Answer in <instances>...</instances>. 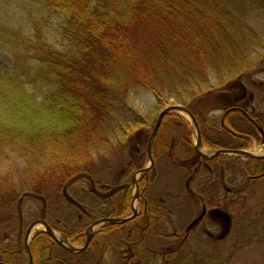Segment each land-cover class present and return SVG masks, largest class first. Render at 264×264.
I'll return each mask as SVG.
<instances>
[{
  "label": "trees",
  "instance_id": "1",
  "mask_svg": "<svg viewBox=\"0 0 264 264\" xmlns=\"http://www.w3.org/2000/svg\"><path fill=\"white\" fill-rule=\"evenodd\" d=\"M34 1L39 17L31 20L29 33L24 35L20 27L0 20V47L8 53L6 63H0V217L6 214L11 221L19 219L25 198H47L46 182L68 204L66 189L77 179H92V162L115 146L126 151L133 137L134 154L146 156L144 143L153 112L168 104L185 106L198 124L203 144L220 148L205 139L210 131L220 133L221 139L225 135L223 129L209 127L215 118L209 112L225 108L227 96L242 94L254 85V69L264 71V36L247 19L251 11L264 9V0ZM55 19L58 23L52 29ZM47 31L56 37L55 42L47 39ZM135 88L153 94L149 112L129 104ZM250 115L264 130L262 114ZM191 132L183 115L166 114L152 142L154 163L161 155L181 167L188 166L191 156L201 159ZM250 137L258 141L253 134ZM233 142L234 148L251 145V140ZM216 159L240 161L239 156L220 155L212 161ZM263 162L264 158H252L242 163L249 173L262 176ZM188 175L197 179V169H189ZM144 180L142 176L140 186ZM83 190L84 195L89 193L86 186ZM127 200L124 197L123 203ZM140 205L136 218L105 225L134 227L139 219H149L138 246L154 223L151 209L155 207L149 200H141ZM154 209L159 222L164 209L157 205ZM45 210L41 208L40 218L56 228ZM109 215L121 216V212ZM83 219L88 220L85 210L75 225L62 224L59 230L66 240H83ZM24 227H15L11 246L0 244V264H18L15 255H24L18 233ZM3 239L4 235L0 243ZM185 240L171 248L167 258L179 256ZM93 243L94 239L88 246ZM52 245L56 244L47 233L34 235L30 250L41 257L35 264H52L47 258ZM61 250L59 264H76L70 256L77 253Z\"/></svg>",
  "mask_w": 264,
  "mask_h": 264
},
{
  "label": "rangeland",
  "instance_id": "2",
  "mask_svg": "<svg viewBox=\"0 0 264 264\" xmlns=\"http://www.w3.org/2000/svg\"><path fill=\"white\" fill-rule=\"evenodd\" d=\"M36 7L37 4L34 0H2L0 1V20L9 27H20L25 35L30 32L31 20L39 17ZM247 19L251 27L264 36V9L251 11L247 15ZM57 23V19L52 20L53 26L51 28H55ZM46 34L50 42L56 41L52 32L47 31ZM4 50L0 47V63L3 64L6 63L8 54ZM260 69H254L256 73L251 77V82L255 84L247 89V96L251 94L250 92L253 93V98L247 107L255 114H262L264 120V111L262 112L264 108V100H262L264 99V94H262L264 71ZM254 88L255 91H253ZM153 103V94L143 88H135L130 92L129 104L141 111L149 112V109H153ZM217 105L214 104L215 107H219ZM153 113L152 125L158 111ZM211 113L212 118L215 117L211 126L217 129L220 127L222 110L212 108L209 114ZM184 115L189 119L186 114ZM188 121L192 127L191 140L194 143L196 141V129L191 120ZM236 125L239 128L249 127L243 119L236 122ZM222 132L224 131L221 130ZM205 135L206 140L221 139L220 133L207 132ZM248 140H251V145L244 149L255 155L264 154V143H261L259 137L258 141L247 137L243 144H246ZM131 142L132 146L126 151L115 146L104 157H97L92 162V179H77L66 189L68 204L62 203L60 193L51 183L46 182L47 198L40 200L25 198L22 200L19 207L21 211L19 219L13 218L11 221L6 217V214L1 216L0 237L4 235V241L2 240L0 244L11 246L12 238L17 233L15 227L25 224V227L18 231L23 247L25 230L32 221L41 219L40 216L43 214L41 208L46 209V215L54 222L56 226L54 230L59 239H65L63 232L59 230L62 229V224L67 222L70 225H75L76 219H80L81 210H85L88 216L86 223L85 219L81 222V224H86V228L95 219L109 216L111 212H121L122 216L131 214L132 195L134 194L131 175L141 166L144 167L149 164L145 154L141 157L134 154L137 147L134 137ZM145 145L144 143V147ZM131 148L133 149L129 151ZM201 148L207 154L214 150V148H209L206 145ZM130 159L131 161H129ZM189 159L186 164L190 167H197L198 177L195 180H190L188 185H186L189 176L188 166L181 167L180 164H174L165 155L159 156L148 171V177L151 181L145 194L155 205L164 209L163 213H165L160 224H157L154 235H152L154 230L145 234L142 245L138 246L135 244V240L139 237L138 230L126 238L127 227H106L105 223H102L93 228V231H96L93 237V245L70 256L71 260L76 264H123V254L127 256L134 252L135 255L132 256L131 260H136L135 264H219L220 262L223 264H264V213H260V205L264 204V175L255 177L245 170V165L242 162L249 160V157L246 156H241L240 161L216 159L210 163L211 171L202 163L198 165V162L202 160L197 156H191ZM127 162H129L130 168L127 166ZM193 162L195 163L193 164ZM261 165L264 169V162ZM125 183L128 184L126 188L128 200L126 205L122 207L121 192L116 194H112V192L117 190L120 184ZM85 186L89 189L87 195H84L85 190L83 188L85 189ZM200 194L208 196L209 200L206 199V202L209 207L220 208L230 215L229 233L220 237L221 224L206 216L190 229L187 239L179 250V256L167 258L168 251L177 247L181 242L186 226L199 215L201 211ZM132 205L138 210L136 199ZM261 218H263L262 221ZM121 229H123L124 235L118 233ZM43 230L42 224H36L32 228L30 238ZM158 232L160 235H157ZM206 232H210L212 237H209ZM174 233L178 234L174 239H167V236H172ZM163 234L165 237L161 236ZM84 238L85 235L83 240ZM82 241L76 243L68 240V243L80 246ZM139 249L142 251L136 252ZM51 250L53 255H59L62 252L61 247L57 245ZM195 252L198 253L197 256ZM15 257L19 261L18 264H27L25 253L24 255L18 253ZM39 260V255L34 254V262Z\"/></svg>",
  "mask_w": 264,
  "mask_h": 264
},
{
  "label": "flooded vegetation",
  "instance_id": "3",
  "mask_svg": "<svg viewBox=\"0 0 264 264\" xmlns=\"http://www.w3.org/2000/svg\"><path fill=\"white\" fill-rule=\"evenodd\" d=\"M250 93L251 94L249 96H247V90L246 89H243L242 94L235 93L231 97L227 96V98L225 99V102H227L226 103V107L223 108V109H220V110H222V113L220 115V127H218L216 129V130L223 129V131L225 132V135L222 137V139H220V138H218V139H208L209 140V143L211 142V145H213V146L219 145L220 147H224V148H234L233 146H235L236 144L233 142V140H235V139L240 140V141L243 140V142H244V141H246V138L247 137H250V134H253L255 138H258L259 137L261 141L264 140V130H263V128L260 127L259 125H257L256 122L254 121V119H252V117L250 115V114H252V111H251V109H249L247 107V104L253 98V93L252 92H250ZM240 119L245 120L248 123L249 127L248 128H239V127H237L236 122H239ZM209 127L212 128V126H209ZM250 127L251 128L254 127L255 128L254 131H252V129ZM150 153H151V157H152V151L151 150H150ZM146 156L148 157L147 152H146ZM200 158H201L200 160H202V161L198 162V165H201V163H202L207 169H209L211 171V165H210V163L213 162L212 160L215 157H212L210 159H204L202 157H200ZM129 161H131V160H129ZM194 163L195 162H193V164ZM154 164L155 163H153V165ZM127 166L129 168L131 167L129 165V162H127ZM188 168L189 169L192 168V170L193 169L194 170L197 169L196 166L190 167V165L188 166ZM132 175H131V178H132ZM263 175H264V173L262 174V176ZM143 176H145V180L142 183V186L139 185V181H141L142 176L137 180L138 190H137V193H136V197H137V203H138V210H137L136 215L132 219L136 218L138 215L141 214V210L142 209H141L140 201L143 200L144 202H147V200H149L147 198V195L145 194V191H146V188L148 187V184L150 183L151 180L148 177V172L145 173V174H143ZM253 176H255V177L258 176L259 177V175H253ZM190 180H192L191 179V176H188L186 185H188V183H189ZM127 186H128V184H126V183L125 184H120V186L118 187V189L117 190H113V192H112V194H116L118 192H121V197H123V200H122V205L123 206L122 207H124V205H126L125 203H123V201H124V197L127 196V193H126ZM124 190H125V192H124ZM199 197L201 199V211H202L203 208L205 209V213H204L203 217L200 220H202L204 217L208 216L210 218H213V220L219 222L222 225L220 219H218L212 213V210L215 209V208H217V207H209L208 205H206V199L209 200L208 196L207 195L200 194ZM153 205L156 207V205L154 203H153ZM155 207H153L151 209L154 212V214L152 216L154 223L150 227V229H149L150 231H148L147 234H149L152 230H154V233L152 234V235H154L155 232H156L155 231V228H157V224H160V222H161V220L159 222L156 221L157 215L155 214L156 213L155 212V209H154ZM114 214H118V213H115L114 212ZM200 220H199V222H200ZM126 222H124V223H126ZM149 226H150L149 219H147V221H146V219H143V220L142 219H139L138 222L135 224L134 227L133 226L127 227L125 233L127 235H130L135 230H138L139 231V237H138L137 240H135L136 241L135 244L137 245V243H139L140 240H142L144 231ZM187 226L185 228V233H184V235L182 237V241H183V239L185 240V237H188L189 231H190V229L194 225L192 227H190V228H187ZM123 233H124V231H123V229H121L120 234L121 235H124ZM206 233H207V235L209 237H212V234L210 232H206ZM174 234L176 236L178 235L177 233H174ZM94 235L95 234H93L91 241L93 240ZM54 246H56V245H52L51 248H54ZM136 252H137V250H136ZM133 255H135L134 252H132L131 255H127V256L123 254V257H122L123 264H135L136 263L135 262L136 260L135 261H132L131 260V258H132ZM58 256L59 255H53L52 251L49 249V253L47 255V258H48V260L51 261L52 264H59L58 261H57V257ZM40 260H41V257H40Z\"/></svg>",
  "mask_w": 264,
  "mask_h": 264
},
{
  "label": "water",
  "instance_id": "4",
  "mask_svg": "<svg viewBox=\"0 0 264 264\" xmlns=\"http://www.w3.org/2000/svg\"><path fill=\"white\" fill-rule=\"evenodd\" d=\"M170 112H177V113H181V114H186L189 117V119L191 120V122L193 123V125L196 128V134H197L194 148H195V151L202 158L210 159L212 157H215V156L221 155V154L237 155V156L242 155V156H246V157H249V158H263L264 157V154L263 155H255V154L250 153L249 150L241 149V148H233V149L219 148V149H216L215 151H213L210 154H206L205 152H203L202 150H200V147H202V142H201V138H200V132H199V129H198L197 122H196L194 116L192 115V113L186 107H184L181 104H170L168 106H165L157 114L156 120H155V122L153 124V127L151 129V132H150V135H149V138H148V142H147V147H146L147 154H148V158H149V164L147 166L139 169L135 174L132 175L131 182H132V184L135 187V195H134V197L136 196V193H137V190H138V185H137L138 176L141 175L142 173L147 172L150 169L151 165L153 164V159H152L151 153H150L152 139H153L154 135L156 134V132H157L159 126H160V123H161L163 117L166 114L170 113ZM262 142L264 143V140H262ZM131 207H132V215L129 216V217H126V218L102 217V218H98V219L94 220L87 227V229H86V238H85L84 242L82 243V245H80V246L71 245L66 240L57 238L56 235L54 234L53 228H51L44 220L37 219V220L32 221L27 226V228L25 230L24 240H23L24 241V249H25V252H26L27 257H28L27 264H33V258H32V254H31V251H30V248H29L28 239L30 237V233L32 231V228L36 224H42L44 226L45 232H47L53 238V240H54V242L56 244L62 246L63 248H65L69 252H81L89 244V241L91 240L92 235L94 233L93 232V228L95 226H97V225H99L101 223H105V222H108V223L124 222V221L128 220L129 218L134 217L136 215V213H137V210L133 206H131ZM204 213H205V209L203 208L202 211H201V213L198 216H196L188 224L187 228H190L192 225H194L195 223H197L202 218V216L204 215ZM212 213L218 219H220V221L222 223V232H221L220 237L225 236L229 232V230H230V224H231L230 215L227 214L226 212H224L223 210L219 209V208L213 209L212 210Z\"/></svg>",
  "mask_w": 264,
  "mask_h": 264
},
{
  "label": "bare ground",
  "instance_id": "5",
  "mask_svg": "<svg viewBox=\"0 0 264 264\" xmlns=\"http://www.w3.org/2000/svg\"><path fill=\"white\" fill-rule=\"evenodd\" d=\"M202 151H203V148H200ZM54 234H55V232H54Z\"/></svg>",
  "mask_w": 264,
  "mask_h": 264
}]
</instances>
